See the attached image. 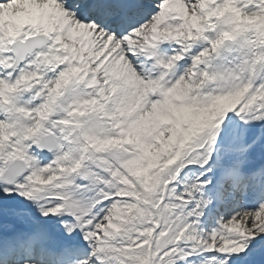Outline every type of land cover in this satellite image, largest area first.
Segmentation results:
<instances>
[{
  "label": "snow or ice",
  "instance_id": "1",
  "mask_svg": "<svg viewBox=\"0 0 264 264\" xmlns=\"http://www.w3.org/2000/svg\"><path fill=\"white\" fill-rule=\"evenodd\" d=\"M0 264H264V0H0Z\"/></svg>",
  "mask_w": 264,
  "mask_h": 264
}]
</instances>
